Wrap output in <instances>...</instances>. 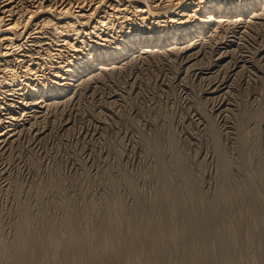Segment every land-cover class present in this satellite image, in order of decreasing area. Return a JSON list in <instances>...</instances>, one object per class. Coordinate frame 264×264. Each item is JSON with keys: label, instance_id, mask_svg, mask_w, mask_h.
I'll list each match as a JSON object with an SVG mask.
<instances>
[{"label": "rangeland", "instance_id": "obj_1", "mask_svg": "<svg viewBox=\"0 0 264 264\" xmlns=\"http://www.w3.org/2000/svg\"><path fill=\"white\" fill-rule=\"evenodd\" d=\"M17 1L15 9L27 11L30 1ZM259 10L240 25L218 22L217 33L192 46L141 50L95 68L71 94L29 112L2 98L0 116L17 118L9 126L0 120L15 132L0 142V264H22L16 252L35 259L44 251L51 264H264ZM23 230L37 239L38 255L21 253ZM65 236L72 247L50 251Z\"/></svg>", "mask_w": 264, "mask_h": 264}, {"label": "bare ground", "instance_id": "obj_2", "mask_svg": "<svg viewBox=\"0 0 264 264\" xmlns=\"http://www.w3.org/2000/svg\"><path fill=\"white\" fill-rule=\"evenodd\" d=\"M29 1L30 3L28 2L29 6L27 5V11L19 12L15 9V4L19 3L17 0H0V100L4 97L16 99L18 102L24 103L22 104V106L25 112H29L31 109H33L31 108L32 105L33 107L39 104L42 105L49 98H51V101L54 100V98L65 96L76 87V84H78L77 81H79L81 78V80H83V78L85 77L84 75L91 73L95 68L104 67L103 65L105 64H111L121 61L125 57L137 54V52L141 50H143L141 52H147L149 50L152 51L155 49H164L166 47L170 49V46L172 44L177 45V43H181V45L183 43H189L190 45L197 40L196 38L200 39V37L206 36V34L209 35L211 31L212 33H217L215 31H217V27L220 24L218 22L224 21L225 23V21H227L238 23L245 17H250V14L252 16V13H256L259 8H264V0H81V2L78 1L80 2L79 4L76 3V7L68 0H53L54 2H50L51 0ZM32 1L33 3H31ZM22 6L23 5H21V7ZM259 12L262 11L259 10ZM257 16L259 17V15ZM254 20L256 21V19ZM262 20L264 21V19ZM116 23L118 24L115 26ZM239 25L237 26L236 24L237 27H239ZM227 30L228 29H226V31ZM81 37L83 39H81ZM192 40L195 41L193 42ZM199 45L201 46V43ZM21 46L23 47V49H21V52L18 51L20 53L18 55L21 58H18V56H16V54L14 53V50L22 48ZM179 46L176 49L179 50ZM168 48L166 50H168ZM69 49H73V52L69 55L70 57L68 56L69 58H66V61L57 60L55 58L56 56H63ZM197 49L195 51H197ZM224 51H226V49ZM222 52L223 51L219 53ZM152 53L154 52L152 51ZM202 53L203 51L200 52V54ZM79 54H81V57L79 56L80 58H77ZM9 56L14 57L11 58ZM186 56L187 57L185 58H189V55ZM17 64L21 66L20 71L19 68H17ZM119 64L117 63V65ZM45 69L48 71L45 72ZM84 79V81L88 80H86V78ZM84 81L81 82V85L82 83L84 84ZM79 86L80 85L78 84L77 87ZM5 100L7 101V99ZM48 106L52 107L51 105ZM29 108L31 109L29 110ZM35 108H37V106ZM7 111L4 113V116H0V120H4V122L7 123L6 125L9 126V123L10 125L13 124V119L17 117L14 114L15 112L13 113V116V114L10 115ZM41 112L43 113V111ZM36 115L35 117H37ZM2 124L0 123V126H2ZM22 125L24 126L25 124ZM12 130L13 129L10 127L4 130L0 128V142L10 136V134L14 132ZM15 138L18 140L17 137ZM0 153H2V151ZM262 161L263 160H261L260 162L258 161V166H261L263 164ZM262 166L264 167V164ZM261 172L263 173L264 171L261 170ZM24 217L22 219H24ZM29 224L30 225H27L26 223L23 227L27 225L26 229H28V226H31V222ZM71 228L73 229V231L75 230L73 227ZM71 228H69V233H67V237H69L70 240L76 238L75 233L72 232ZM33 230L31 231L32 233H34ZM24 232V236L27 237L22 238L21 236L23 235H19L20 238L18 237V245L21 249L24 248L25 251L22 252V249L21 253H27L29 255L32 253V257L34 255L42 253V256L39 255L40 257L36 256V258L34 257L35 259H33L29 258L31 257V255L29 257L27 255L24 259V256L19 257L18 253L16 252V258L17 256L18 259L23 258L20 261L23 262L22 264H51L52 258L50 254H48L50 256L49 257L46 256L45 251H37L40 248L39 247L37 249V245L40 246L39 244H36L37 239H34V236L26 235L25 230H23V232L19 231V233ZM57 235L59 234L57 233ZM62 238H64V236ZM69 238H67V242L65 239H61L59 242L57 241V245L54 243L55 241H52L54 245L52 243L51 249L49 247L50 251L53 249L52 246H56L57 248L62 247V249L64 247H67V244H69ZM53 239H57V237H53ZM104 239L100 245L102 249L106 248L103 246L105 245ZM96 246L97 245H95V247ZM70 247L72 246H70L69 244V248ZM16 248H18V246ZM62 249L61 251H59L60 254L61 252L65 251H63ZM19 250L18 252H20ZM95 250L96 249L94 248V251ZM2 251H4V249H2ZM35 251L39 253L35 254ZM56 251L57 252L54 253V256L59 255L58 249H56ZM2 253L0 254L1 258H5L4 253L3 256ZM65 253L66 252H64V254ZM90 254L92 255V252ZM13 255L14 254H12V256ZM68 256L65 259H68ZM64 257L62 259H64ZM88 257H90V255ZM9 258L11 260V257H8L5 260H8ZM54 259H57V256ZM13 260H15V257ZM9 262L10 261L8 260L7 263ZM15 262L16 260L13 263ZM17 262L19 263V260Z\"/></svg>", "mask_w": 264, "mask_h": 264}]
</instances>
